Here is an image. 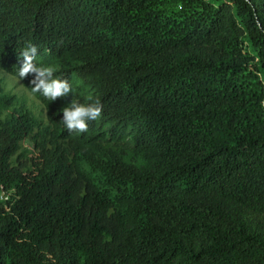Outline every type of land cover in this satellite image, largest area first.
<instances>
[{
	"label": "trees",
	"instance_id": "1",
	"mask_svg": "<svg viewBox=\"0 0 264 264\" xmlns=\"http://www.w3.org/2000/svg\"><path fill=\"white\" fill-rule=\"evenodd\" d=\"M29 44L72 91L0 84V264H264V0H0V71Z\"/></svg>",
	"mask_w": 264,
	"mask_h": 264
},
{
	"label": "clouds",
	"instance_id": "2",
	"mask_svg": "<svg viewBox=\"0 0 264 264\" xmlns=\"http://www.w3.org/2000/svg\"><path fill=\"white\" fill-rule=\"evenodd\" d=\"M37 47L29 44L21 53L22 64L18 69L20 80L32 75L30 81L34 87L33 93H40L45 98L54 101L57 98L67 97L72 87L67 79L54 77L55 68L53 66H38L35 63ZM91 99V97H89ZM62 122L69 132H87L88 121H94L101 116L102 104L97 99L89 104H82L72 100L68 107L62 109Z\"/></svg>",
	"mask_w": 264,
	"mask_h": 264
},
{
	"label": "rangeland",
	"instance_id": "3",
	"mask_svg": "<svg viewBox=\"0 0 264 264\" xmlns=\"http://www.w3.org/2000/svg\"><path fill=\"white\" fill-rule=\"evenodd\" d=\"M0 84L7 94L15 96L21 104H26L39 119H46L47 113L42 103L23 84L20 78L0 71ZM26 148H31L30 142H25Z\"/></svg>",
	"mask_w": 264,
	"mask_h": 264
}]
</instances>
